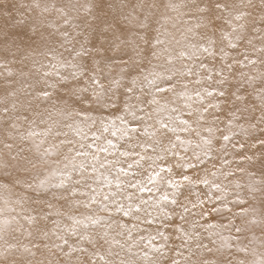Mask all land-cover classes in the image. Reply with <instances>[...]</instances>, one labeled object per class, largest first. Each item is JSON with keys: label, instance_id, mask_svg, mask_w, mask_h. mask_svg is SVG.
I'll return each mask as SVG.
<instances>
[{"label": "clouds", "instance_id": "obj_1", "mask_svg": "<svg viewBox=\"0 0 264 264\" xmlns=\"http://www.w3.org/2000/svg\"><path fill=\"white\" fill-rule=\"evenodd\" d=\"M0 264H264V0H0Z\"/></svg>", "mask_w": 264, "mask_h": 264}]
</instances>
